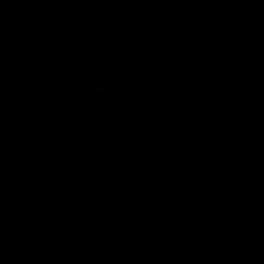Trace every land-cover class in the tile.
I'll return each mask as SVG.
<instances>
[{
  "label": "water",
  "instance_id": "95a60500",
  "mask_svg": "<svg viewBox=\"0 0 264 264\" xmlns=\"http://www.w3.org/2000/svg\"><path fill=\"white\" fill-rule=\"evenodd\" d=\"M0 264H264V0H0Z\"/></svg>",
  "mask_w": 264,
  "mask_h": 264
}]
</instances>
